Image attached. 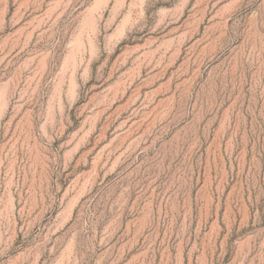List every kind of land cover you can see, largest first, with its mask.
Here are the masks:
<instances>
[{"label": "rangeland", "instance_id": "1", "mask_svg": "<svg viewBox=\"0 0 264 264\" xmlns=\"http://www.w3.org/2000/svg\"><path fill=\"white\" fill-rule=\"evenodd\" d=\"M0 264H264V0H0Z\"/></svg>", "mask_w": 264, "mask_h": 264}]
</instances>
